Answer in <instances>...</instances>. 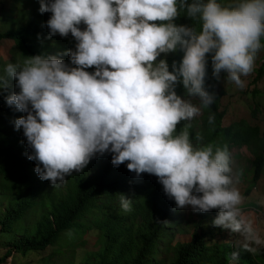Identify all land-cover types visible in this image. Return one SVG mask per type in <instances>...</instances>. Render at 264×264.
I'll use <instances>...</instances> for the list:
<instances>
[{
	"label": "clouds",
	"instance_id": "1",
	"mask_svg": "<svg viewBox=\"0 0 264 264\" xmlns=\"http://www.w3.org/2000/svg\"><path fill=\"white\" fill-rule=\"evenodd\" d=\"M14 9L15 19L0 15V43L13 42L17 57L0 56V222L19 197L41 218L50 215L83 189L64 186L69 176L97 180L105 164L154 176L174 210H217L213 225L236 236L233 264L241 251L264 249V227L242 207L232 149L204 142L201 128L202 108L226 82L222 72L246 86L242 77L264 48V0H14ZM184 15L201 27L181 22ZM210 64L221 80L214 87ZM75 201L58 237L89 228L84 219L95 212L102 246L92 255L148 240L144 223L108 232L112 199L80 193ZM257 204L264 209V199ZM117 206L130 211L131 199L120 194Z\"/></svg>",
	"mask_w": 264,
	"mask_h": 264
},
{
	"label": "trees",
	"instance_id": "2",
	"mask_svg": "<svg viewBox=\"0 0 264 264\" xmlns=\"http://www.w3.org/2000/svg\"><path fill=\"white\" fill-rule=\"evenodd\" d=\"M218 2L226 4L231 0ZM180 21L189 26L194 23L197 28L201 27L198 21L193 22L186 15ZM261 43L264 44V38ZM85 70L91 72V68ZM207 70L211 75L207 84L214 87L224 79L226 82L222 87L226 94L245 96L250 104L245 111V120L227 123L225 114L218 113L220 97L216 94L215 103L209 108H202L203 140L212 143L214 148L227 145L237 152L245 149V157L250 166L240 155L230 152L234 170L242 172L238 187L247 198L261 181L260 188L264 193V48L257 55L252 73L242 77L246 84L243 89L227 81V74L224 72L221 73V80L215 81L212 78L211 64ZM213 87L210 91H213ZM177 88L185 96L182 84ZM210 114L215 115V123L212 125L208 123ZM155 180L152 175L137 178L124 172L122 166L114 168L105 164L102 166L101 177L97 180L86 178L81 173L74 174L65 180L64 186L75 185L83 189L72 190L70 198L59 210H52L50 215L43 218L40 213L35 214L19 197L0 222V233L7 235V239L0 243V264H15L19 258L39 256L38 252L43 251L47 245L54 244L58 238L57 233L69 230V215L76 203L75 199L80 198V193L84 198L114 201L115 207L110 211L112 219L106 223L108 232L122 227L133 230L134 225L144 223V232L149 235L142 246L118 253L112 254L111 247L106 245L101 253L92 255L82 264H233L230 254L236 250L232 245L236 236H230L227 230L213 225L217 210L208 213L193 212L190 207L174 210L175 201L165 195L162 184L157 185ZM112 189H117V194L108 192ZM127 190L132 192V196L125 194ZM120 194L131 199L130 211L123 213L118 209ZM242 207L244 208L243 205ZM185 217H195L198 222L187 243H173L175 232H182L187 228L180 224ZM148 222L152 223V227ZM42 260L43 258L37 264H41ZM236 264H264V258L258 252L250 254L241 251Z\"/></svg>",
	"mask_w": 264,
	"mask_h": 264
},
{
	"label": "rangeland",
	"instance_id": "3",
	"mask_svg": "<svg viewBox=\"0 0 264 264\" xmlns=\"http://www.w3.org/2000/svg\"><path fill=\"white\" fill-rule=\"evenodd\" d=\"M14 0H0V15H7L13 19L17 18V9L12 10V5ZM29 9V8H27ZM21 59L24 55L19 51H16ZM0 56L4 59H17L14 55V44L10 41H4L0 43ZM220 92L223 94L220 95ZM217 95L220 97L218 113L223 112L227 123H233L239 120H245V111L250 104L249 99L245 96H240L234 93L233 95H228L223 91V87H220L217 91ZM194 104L199 105L197 99H193ZM196 118L193 120L195 121ZM200 124V121L198 122ZM0 135L2 133L0 132ZM237 153L240 155L246 163L249 165V161L245 157V149L240 151L232 150L231 153ZM250 166V165H249ZM6 177L9 181L15 182L17 174L12 171L6 173ZM264 184V181H263ZM261 181L258 183V187L253 190L249 197L246 198L243 206L245 209V214L254 217L257 224L264 227V209L260 208L257 201L264 199V193L260 188ZM112 195L117 194V189L108 190ZM4 208V204L1 207ZM96 215L94 212L88 215L84 221L89 228L83 229L82 232L69 231L66 235L62 233L57 238L56 242L48 246L45 250L40 251V255H29L26 257L19 258L15 261V264H37L41 258H43L41 264H82L86 258H91L93 253L99 251L102 246V240L98 235L97 229L91 225L93 217ZM198 219L195 217H185L183 221L180 222L181 225L187 226L182 232H175L173 243H187L189 241V236L193 231V227L197 224ZM7 239V235H0V243ZM1 249V245H0ZM31 253H37L31 251ZM260 255L264 258V249L258 251Z\"/></svg>",
	"mask_w": 264,
	"mask_h": 264
}]
</instances>
